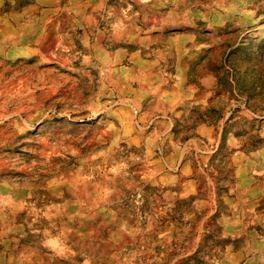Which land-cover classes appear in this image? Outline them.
I'll return each mask as SVG.
<instances>
[{
	"label": "rangeland",
	"instance_id": "374dc122",
	"mask_svg": "<svg viewBox=\"0 0 264 264\" xmlns=\"http://www.w3.org/2000/svg\"><path fill=\"white\" fill-rule=\"evenodd\" d=\"M0 264H264V0H0Z\"/></svg>",
	"mask_w": 264,
	"mask_h": 264
}]
</instances>
